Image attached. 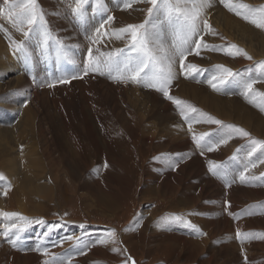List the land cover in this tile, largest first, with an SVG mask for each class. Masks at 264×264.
Returning a JSON list of instances; mask_svg holds the SVG:
<instances>
[{"label":"rangeland","instance_id":"obj_1","mask_svg":"<svg viewBox=\"0 0 264 264\" xmlns=\"http://www.w3.org/2000/svg\"><path fill=\"white\" fill-rule=\"evenodd\" d=\"M51 1L59 3L61 7L56 5L52 9L51 6L46 7V5L51 3ZM128 1L138 8L139 16L133 19L125 18V13L120 15L121 12L126 10L123 5L117 6L113 0H106L108 12L110 14L111 12L112 14L117 13V17L120 15L119 21H121L122 28L126 27L127 25L142 24L146 19L149 18L147 10L149 7H151V5L147 3L146 0ZM10 2L15 3L19 2V0H10ZM184 3H188V0L184 1L182 4ZM37 5L39 10H41L44 14L45 20L47 22L46 27L49 29L48 31L51 33V37L53 39L50 41L48 48L44 50L35 37H24L22 41L25 42V48L28 52V55L25 56L19 51L12 52L7 45L10 38L7 35L9 33L8 27L4 26V22L6 20L10 21L7 17V13L11 11V9L9 7V0H5V2L0 3V25L3 26V29L0 30V40L4 44L2 48L3 50L0 52V107L4 106V109H8L10 104L13 102H15L16 105L24 102L23 104L34 109V117L36 119L41 118L42 124L45 125L46 139H39L40 142H38V144H40L43 148H45L54 140L57 133L59 136H61L59 134L60 129L71 132L69 134L70 137L77 141V144L73 146V149L77 150V159L75 160H77L76 162L78 163L73 164L72 161L69 164L68 158L66 159V156L60 154L59 150L54 149L53 154H55V157L58 160L56 164H58V166L60 165V172L54 171L52 169L55 166L54 161L49 162L47 164V169L49 168L48 178L52 180L57 173L58 175L67 173L71 176L73 182L75 183H83L84 185H91L92 183L93 185L79 188L75 192L70 193L68 196H66L60 186H58V189L55 193H51L48 197L43 198L46 204V210L42 214H37L39 215L38 218L40 217V222L34 227H41L44 224L45 227L43 228V231L47 232L50 226L58 219L62 221H71L70 219H73L79 221L81 226L86 225L87 227H85L84 230L79 228L80 231L72 230L68 232V236L72 237L70 240L81 246V249L77 252L81 258L83 257L82 264H225L226 261H231V259L238 257V255L239 262L237 264H258L256 260L260 261V259H264V182L263 184L261 183L259 189H252V186H250L247 191L242 187V183L237 180V174L241 173L242 169L245 168H248L247 174L252 179V185L255 178L259 177V179L263 180L264 167L262 166V168H260L259 165L256 164V161L258 158L262 157L261 160L264 162V148H257V151L253 153L251 157H249L247 153L249 150H252V147L255 146L253 145V140L264 141V134L261 132H255L253 127L250 128L242 121L236 120V112L239 110V107H241L242 110L246 108L250 109L254 115L258 116L256 123L263 122L264 110H261V107H257L256 105L262 104V98L259 97L257 93H264V64H262V62H264V57H255V53L253 55L249 51L247 52L246 48V51H243L246 52L248 56L251 57V59L246 58L243 54H229V52L236 53L237 51V49L231 48V45H234L235 38L229 34L223 33L221 30L217 32L215 26L214 30L216 36L214 35L213 38L208 37L207 30L203 29V20L205 19L203 15L201 16L200 20L198 21L201 31L193 39L200 40L202 38L204 43L216 45L218 50H207L201 48L200 55L197 56L193 51L195 49V43H192L186 58H184V65L185 68H187L186 66L189 64L197 65L199 72L191 73L189 78L185 79L184 82L179 78H173L175 82L172 81V84H170V86L168 85L167 90L169 94L172 95L173 92L178 91L177 89L179 87L186 85V96L182 95L181 93L180 96L190 98L193 97V92L190 91V88L192 89L193 86H196L199 89L201 95L205 94L207 97H214L215 99L223 100L221 104L224 106L226 104L227 107L232 110V112H234L233 116L231 118L224 119L220 113H215L216 111L209 112L210 115L221 118L223 121L231 125L243 128L248 133H250V136L244 137L237 134L236 136L232 135V139H230L227 144H220L219 140L223 136V129L221 128V125L223 124H221L216 127V136L209 137V142L207 145H199L193 138H187V140L182 141L184 142V144L181 145L182 147H177L176 149L175 147H170L171 144L174 143L172 140L165 141V138L171 137L170 135L166 136V130L163 129L166 128L165 126L167 124H171L170 126L180 125L178 130H183L188 125V120L186 119L187 114L181 115V108L179 110L178 107H174L164 112L170 113L172 116L170 120L167 119L168 115L165 119H161L158 116L159 113H153V115L150 116V119L148 118V120H151L150 122L155 121L156 125L153 122L154 126H146L147 120L145 121L144 126H146V128L148 127L149 129L147 132L149 134H153L154 132L156 133H154L156 141L153 142L148 140L146 136L148 133L145 130H136L134 125L131 124V121H134L138 115L137 110L134 108L132 102L128 101L124 97V94L114 90V86L116 84L126 86L128 92L134 97L144 95V103L148 107L151 105L150 107L153 108L154 106L151 100L147 99V90L145 86L142 85V83H134V86H132L130 81L124 82L112 79L106 70L105 74L102 76L101 74H94L95 78H103V76H105L103 80L105 81V83L103 82V88L109 87L107 99L105 98L106 101H104V99L103 102L98 104L95 99L89 96V94L86 95L85 89H88V85L90 84H88L87 79L85 80L87 83L85 81L80 83L79 81H82V78L77 79V75L73 74L72 76H69L68 79L71 81V83H73V81L77 83L79 82L80 90L83 92L82 100L84 108L80 98L73 91L70 93L68 90H65V85H69V83L60 82L62 80L60 78L61 58L64 53L68 54L66 51V44H71L74 42H70L71 37L66 35L67 32L64 34L65 37L67 36L69 38L66 42L63 38H61L62 33L59 32L60 34H56L51 31L52 29L49 26L52 23L50 20L60 21L65 15V20L70 22L69 24H72V27L75 28L77 32L80 33L81 29L82 31L80 35H83L84 37L87 35V31L91 32L92 38L97 37V28H92L90 30L91 23L88 22L87 13L85 19L80 22H77L75 19L71 18L73 16L70 12V9L72 8V5H74V0H70L69 3L67 0H37ZM93 5L95 4H89L87 6L90 12L93 10ZM47 9L49 10L47 11ZM153 20L151 21L152 23L154 22ZM236 20L243 22L242 19L237 18ZM106 21L107 19H104L105 23ZM86 27H89L88 30H86ZM41 31H43V29H41ZM173 33L175 34L176 31L174 32V28L170 26H166V28L163 30L162 41H169L168 43H165V47L168 49H171L174 41L179 43V40L181 39L180 36L182 34H179L178 37H173ZM258 37L256 36V40L258 39V41H261L264 46V35H258ZM88 38L89 39H85L88 41L92 40L89 36ZM57 40L62 42L63 49L58 48V45L56 44ZM122 40L123 46L111 49V52L115 49H123L126 47L128 44L127 36H125V38ZM94 44L96 45V43ZM78 45L82 47L81 44ZM88 46L92 47V49L94 48L93 44ZM238 48L244 49L243 47L239 46ZM97 49H99V52H103L100 45L98 48H94L93 52H97ZM85 50L87 55L84 60L87 61L88 50L86 48ZM79 55L82 56V53H79ZM179 58V56H175L172 60V64L175 63L177 66H181V58ZM64 60H66V66H68V64L73 66V61L68 56H66ZM220 65L231 69L233 75L227 76V74L223 71V68L217 67ZM52 66H54L56 70L52 69ZM6 69L12 70V74H10V76L5 74ZM79 69L83 72L81 76L88 75L87 73L86 75L84 73V64L79 65ZM73 70L74 68L71 67V71ZM15 75H20L21 78L26 80V83L21 89L19 84L13 83L15 82L14 80H16V78H11L12 80H9L10 77ZM111 75L115 76L117 73L113 72ZM213 76L225 77L226 79L224 83H221L219 79L213 81ZM72 77L75 78L73 79ZM251 80H255L257 82L253 85L252 92L246 97L244 95L245 86ZM213 83L217 85L215 89L212 87ZM36 84L37 88H41L40 90L33 89V86H36ZM50 84H54L55 86L49 87ZM56 87H62V90H56ZM110 87L112 88L110 89ZM90 89L91 88H89V91ZM19 91H26L29 99L24 101L25 98H23V93ZM148 94H151L150 91ZM161 95L163 96V94ZM148 98L150 97L148 96ZM96 99L98 100L99 98L97 97ZM253 99L255 100V103L250 102V100ZM158 101L166 103L169 100L168 98H164V100H161L160 98ZM3 103L4 105H2ZM99 105L102 110L97 107ZM130 106H133V108L127 109ZM262 107H264V104H262ZM174 110L175 112H173ZM116 111H120L121 114L124 115L121 117ZM86 112L88 113L86 114ZM151 112L152 111L149 113ZM85 115L86 117L88 116L87 119L93 123H91L92 127H94L98 133H103L100 134L102 140L100 143H97L98 146L95 145L91 138L89 139V134L87 133L88 126L85 125L87 122ZM116 119L120 120V122L121 120L124 122L126 120V123H130L132 128L130 127L127 129L126 123H120L121 125L119 124L117 126L115 122ZM18 121V118L13 120L9 126L10 130H12V128L17 125ZM102 122H104V127ZM136 125L138 126L137 123ZM98 128H100V130H98ZM178 130L173 134L179 136L177 135L180 133ZM76 132H78L80 136H78ZM159 137L161 138V143L157 142ZM226 138L227 136L224 137V139ZM204 139L208 138L205 137ZM190 141L193 142L191 143ZM214 144L219 146L213 151H207V149L203 147H211ZM185 145L187 148H184ZM225 146L229 147V149H226ZM195 147L197 151L200 148L201 152H203L202 155H204L205 158L198 157V154H190L188 156L185 155V153H192L190 149ZM243 147H245V149ZM259 154L262 156L258 157ZM163 157L172 158H170L171 160L169 161L163 162ZM215 157H217V159H215ZM249 159L251 161H248ZM233 161H238V168L240 167L239 169L233 163ZM192 162L193 165L191 164ZM157 163L166 165L169 164L167 168L168 170L170 168V171H166L165 173L169 174L170 176L176 175L177 173L181 174V168H184L185 170H192L195 175L197 174L196 176H201L202 173H204V177L197 178L196 182L198 183L193 190L192 195L196 198L199 196L198 194L200 191L204 192L202 190L203 188H207L209 194L204 192L205 196L203 199L206 204L210 202H212V204L200 208L196 206L193 208H188L187 210L191 212V214L192 211L197 210L195 213H198L199 215L195 217H190V215L184 216L179 211L181 206L179 203V192L165 195L163 193V188L155 189L151 192H144L143 190L141 191L145 175L150 169L155 168ZM194 163L197 164L195 165ZM254 163L256 166L251 167V165ZM52 164H54V166H51ZM228 164L229 170L227 167ZM213 165L218 166L219 172H224V179L221 176L218 177V180L216 179V174H214V171L212 170ZM99 167H102V170H100ZM92 172L97 173L99 178L102 180L98 179L96 182L87 181L88 183L86 184L84 179ZM161 173H163V170ZM165 173L163 174L165 175ZM154 183H156L155 180L153 184ZM186 183L188 182L186 181ZM208 184H211L212 187H209ZM143 192L144 194H142ZM5 193V189L3 190V187L0 188V205L6 204L7 201H9L8 196ZM237 193L243 194L244 198L241 197L238 199L236 196ZM50 196H52V199H49ZM211 207L214 208L213 211L214 215L216 216L213 225H211L213 228H216L217 225L222 224L225 221V218H236V215L238 216L240 212L241 215L243 214L240 219L246 222L251 228L250 234H244L243 228L235 229L234 227L231 231H222L223 237L226 236L225 239L228 240L227 249L225 251L226 256L216 255L215 257L211 256V258L209 254L204 255V251H201L199 247L196 246H192L190 250V245L188 242H190L192 245L193 240L202 234L191 231H187L186 234H183L181 232L182 230L178 229V226L180 225L179 221L181 220H184V223L187 224V226L189 225L187 222H190L191 225L195 226V228L201 229L202 226H200L199 223H193L190 221V219H203L205 216H207L203 214V211ZM156 209H158L160 213L158 212V214L155 213V215H153L154 210ZM144 211L146 212L145 214ZM232 212H235V216L232 214ZM173 216H179L182 219L174 220L172 219ZM138 219L141 220L140 223H136L134 225ZM22 220L20 219V216L8 217L3 215L2 217L1 222L4 224V226L3 228H0V253H4L2 251L4 248H7L8 250L6 254L4 253V255H2L4 256V262L8 263L9 260H13V256L10 254V252L15 249L16 243L12 241L10 242V238L8 237H11L12 233L17 231L18 228L16 226H22ZM170 221L173 223H170L168 224L169 226H167L166 224ZM34 223L35 222L32 224ZM76 224L77 226L79 225L78 223ZM157 224H161V226L157 227ZM14 225L15 227H13ZM113 229L115 230V240L109 239V232ZM66 233L53 234L54 237H56L55 240L63 241L64 239H61V237ZM237 233H240L241 235L238 236ZM38 235H43V233L38 232ZM204 235H206V232ZM210 235L211 239L208 238V243H211L208 245L209 249L210 246H212L211 248L213 249V252H217L218 250L215 248L218 246L217 242H215L218 239L217 235H214L211 231L209 232V236ZM245 236H247V238H245ZM30 238L31 240L33 238H35V240L38 239L37 235H32ZM102 239L107 240V243H99V241ZM51 241L52 240H49L52 249L48 253L52 254L57 251L67 250V245H62L59 241L58 242L60 244L58 243V245L52 244ZM86 244H88V246ZM250 246L252 247V250H254L252 253L247 250ZM9 247L13 248L9 250ZM28 247L29 244L26 250H31L32 253L34 251L38 252L40 255L45 253L43 249L38 248L37 246L35 247V245H30L29 249ZM113 248H118L120 251H112ZM93 250L94 253L90 255V252ZM186 250L190 252H187ZM86 251H88V253ZM20 252L22 256L27 254L25 251Z\"/></svg>","mask_w":264,"mask_h":264},{"label":"bare ground","instance_id":"obj_2","mask_svg":"<svg viewBox=\"0 0 264 264\" xmlns=\"http://www.w3.org/2000/svg\"><path fill=\"white\" fill-rule=\"evenodd\" d=\"M67 1H68V3L70 2V0H67ZM184 1H186V0H181V3H183ZM113 2L117 6H119V5L124 6V3L120 2V0H113ZM125 2H130V1L125 0ZM235 2L252 6L253 11H256V12L260 11L261 9H264V0H235ZM51 3H53L54 5ZM51 3H48L46 5V7L51 6V9H52L55 5L60 6L59 3H55L53 1H51ZM92 4H95L92 7L93 10L91 12H90V10L87 11L88 22L91 23L90 24L91 25L90 30L92 28H100V25L104 24V27L101 29L102 31L100 33V36L99 37H93V38L99 40V43H96V45L94 43H92V40L91 41L87 40V39H89L88 36L92 38L91 32L87 31L86 32L87 35L85 37L83 35H80L82 30L80 29V33L77 32L75 30V28L72 27V24H69L70 22H67L65 20L66 19L65 15H64V18L60 21H51L50 20V22L52 24L49 26L52 29L51 31H53L54 33H56V34L62 33L61 38H63L66 42L69 39L67 36L71 37L70 42H74L71 44H66V51L68 54L64 53L62 58H61L60 78L69 83V85H65L66 86V87H64L65 90H68L70 93L73 91L80 98L82 105H83V100H82L83 92L80 90L79 82L82 83L87 79L88 84L89 83L90 84L88 85L89 86L88 89H85L86 95L89 94V96L92 97L93 99H95L98 104L103 102V100L105 98L107 99L108 91H109L108 90L109 87L103 88V84L105 83V81H103V80H104L105 76H103V78H101V77L98 78L97 76H96L97 78L94 77V74L100 75L99 72H93V71L90 72L89 71V73H87L88 75L85 74L86 76H81L83 74V72L79 69V65L84 64V66H85L87 64V61L84 60V58L87 55L85 48L88 50V48L90 47L88 45L93 44V47L96 49L100 45L102 51L104 53H107V52H111V49L119 48V46H123V40L122 39L118 40L115 38L114 35H112V33L115 30L122 28L121 21H119L120 15L122 13H125L124 17L129 18V19H133V18L139 16L138 15L139 14L138 8L135 5H132V3H131V7L126 8V10L121 12L118 17H117V13L112 14V12H111V14H110L108 12L106 0H102V4H103L102 10L97 9L96 0H90V5H92ZM211 4H212V6L210 8L205 9L202 15L204 16V19L207 20V22L210 24L212 29H214V26H215L217 32H219L221 30V31H223V33L229 34L232 37H234L235 38L234 45L236 44L239 47H243L244 49H242V50L246 51V49H247V52L249 51L253 55L255 53V57H264L263 43L261 41H258V39L256 40V36L258 37V35H261V36L264 35V28H258L254 24H252L251 22L244 20L241 16H237L234 12H230L226 7H224L223 4L219 3V0H211ZM72 7H74V5H72ZM48 10L49 9H47V11ZM108 16H112L113 20L105 23L104 19L106 20ZM236 17L238 19H242L243 22H239L238 20H236L237 19ZM71 18H73V17H71ZM162 18L163 17H161V19ZM71 20H73V19H71ZM153 21H154L153 23H159V20H157V19H154ZM4 26L8 27V31H9L8 34L6 33L10 38V40L8 41V44H7L8 47L10 48V50L12 52H14V51L18 52L16 49V44L24 39V35L21 32L17 31L16 27L13 26V23L11 21L6 20L4 22ZM88 28L89 27H86V30H88ZM165 28H166V26L164 27V29ZM24 29H25V31L27 30V25L24 26ZM47 30H49V29L47 28ZM65 32H67V34ZM174 32H175V30H174ZM105 33H107L108 35H104ZM176 33L175 34L173 33L174 34L173 37L179 36V34L177 35ZM2 34H4V33H2ZM64 34H66L67 36L65 37ZM207 36L211 37V38L214 37V35H212L210 33H208ZM180 37L182 38V35ZM85 38H87V39H85ZM234 38H233V40H234ZM168 42H169L168 40H166V41L161 40V43L164 46H165V43H168ZM78 44H81L82 47H80ZM3 46H4V44L0 40V52L3 50L2 49ZM79 53H82V56H80ZM3 55H5V54H3ZM93 55L98 56L99 53L93 52ZM66 56H68L70 59H72L73 66H70L69 64H68V66H66L67 65L66 60H64V58ZM71 67L74 68L73 71H71ZM177 67H178V69H177ZM180 67L181 66H177L175 63L172 64L173 77L179 78L180 80H182L184 82L185 79L189 78L190 71L187 68H184L181 70ZM52 69H55V67L52 66ZM5 74H8L10 76V74H12V70L6 69ZM73 74L77 75V79L82 78V81H79L78 83L73 81V83H71V81H69L68 77L72 76ZM11 78L12 79L16 78V80H14L15 82H13V83L19 84L20 89L26 83L25 82L26 80L24 78H21L20 75L12 76L9 78V80H12ZM4 81H5V79H4ZM172 81L175 82L174 79ZM55 84H57V83H55ZM91 84H92V87H91ZM130 84L132 86H134V82L130 81ZM139 84H141V83H139ZM171 84H172V82H171ZM142 85H143V83H142ZM0 86H1V84H0ZM4 87H6V86H4ZM89 88H91L90 91H89ZM111 88L112 87H110V89ZM114 88H115L114 90L124 94V97L128 101H131L134 108L137 110V114H138L137 118H135L134 121L133 120L131 121V124L134 125V128L136 130H145L147 132V130H149L148 129L149 126H154V124L156 125L155 121L150 122L151 120H148V118L150 116H152L153 113H155V112L159 113L158 116L161 119H165L168 115V118H167L168 120H170L172 116L170 115V113H164V112H166L167 110L172 109L174 107H178L179 110L181 108V111L184 114H187L186 119L188 120V125L185 128L182 127V128H184L183 130L182 129L178 130L180 125L179 126H174V125L170 126L171 124L170 125L165 124L166 128H164L163 130H166V134H167L166 136L170 135V137H171V138H169V137L165 138V141L172 140L174 142L170 146L172 148L175 147L177 149V147H182L181 145L184 144V142H182V141L187 140V138H189V139L193 138V135H196L197 137H199L201 134H208L207 136H205L208 139L201 140L199 145H202V144L207 145L209 142L208 141L209 137L210 136H213V137L216 136L215 130H216V127L219 126L217 124L207 122L208 116L214 117L215 119L222 122L223 125H221L222 126L221 128L223 129L222 130L223 136L221 137V139H224V137H226L228 132H229V128L227 126H229L231 124L223 121V119H221V118H217L214 115L213 116L210 115L209 112L216 111L215 113H220L224 117V119L225 118H231L233 116L234 112H232V110H230L225 103H224L225 106L223 104H221V102L223 100H218V99H215L214 97L213 98L207 97L205 94L201 95L199 89L196 86H193L192 89L190 88V91L193 92V97L189 96L190 98H186V97L180 96V93L182 95L186 96L185 91H187L186 85H182L181 87H179L177 89L178 91L172 93L171 96L173 97V99L172 100L168 99L169 101L166 103H162L161 101H158V100H160V98H161V100H164V98H167L162 91H159L156 88L145 87L147 90V93H146L147 99L151 100V102L155 108L154 107L151 108L150 107L151 105L149 106L150 107L149 108L144 103V101H143L144 95L134 97L132 94H130L128 92L126 86H121V85L116 84L114 86ZM33 89L34 90H37V89L40 90L41 88L40 87L37 88V84H36V86H33ZM56 90H62V87H56ZM149 91L151 93L150 95L148 94ZM13 92H15V91H13ZM19 92H22V91H19ZM22 93L24 96L23 98H25L24 101H27L29 99L28 94L26 93V91L22 92ZM22 93H20V94H22ZM77 93H79V94H77ZM161 94H163V96ZM148 96L150 98H148ZM160 96H162L164 98H162ZM97 97L99 98L98 100L96 99ZM15 99H16V97H15ZM106 99L104 101H106ZM175 100H180L183 103L178 106L174 102ZM23 103L16 105V103L13 102L10 104V107L8 109H4L3 108L4 106L0 107V176H2V179H0V188L3 187V190L5 189V192H6L5 194L8 196V199H9V201H7L6 204L0 205V228H3V226H4V224L1 222L4 213H18V214H20L19 216H20L21 220H22L21 217L26 218V219H23L21 221V222H23L22 226H19V225L16 226L18 228L17 231H15L13 233L11 232L12 233L11 237H8V238H10V240H9L10 242L12 241V242L16 243L15 249L10 252V254L13 256V258H12L13 260H9L8 263L4 262V258H3L4 256H2V255H4V253L6 254L8 251L7 248H4V250H2L4 253H0V264H60L61 260H63L65 262V264H82L83 263V261H82L83 257L81 258L77 252L78 250L81 249V246L79 244L75 243L74 241H71L70 239H68V237H69L68 232L72 231V230L80 231L79 228H82V230H84L85 227H87L86 225L81 226L79 221H76V220L69 218L71 221H62L60 219L56 220L52 225L50 224L51 226H50L49 230H47V232L43 231V228L45 227L44 224L41 227H34V226H36V224L40 222V219H39L40 217L38 218L39 215H37V214H42L46 210V204H45V201L43 198L48 197L51 193H55L58 189V186H60V188L63 190V192L66 194V196H68L70 193L75 192L79 188L88 187V186H91L93 184L91 183V185H84L83 183L82 184L77 183V182L75 183V182H73V179L71 178V176L67 173H65V174L63 173L61 175L60 174L58 175V173H57L52 180H50L48 178V173H49L48 169L49 168L47 169V164L49 162H52V161L55 162V166H54V164L51 165V166H54V168L51 167L54 171L58 172L60 169V167H59L60 165L58 166V164H56L58 162V160L55 157V154H53L54 149L59 150L60 154L65 155L66 159L68 158L69 164L72 161H73L72 162L73 164L78 163V162H76L77 160H75V159H77V157H76L77 150L73 149L74 148L73 146L77 144V141H75L74 138L70 137L69 134L71 132L60 129L59 134L61 136H59L57 133L54 140L45 147L46 149L43 148L40 144H38V142H40L39 139H46V133H45L46 130L44 127L45 125L42 124L41 118L36 119L34 117V115H33L34 109L26 106ZM2 105H4V103ZM133 106H130L127 109H131V108H133ZM97 107L100 110H102L100 105ZM83 108H84V105H83ZM192 108H195L198 111L193 112ZM150 111H152V112L149 113ZM93 112H94V110H93ZM173 112H175V110ZM87 113L88 112H86V114ZM117 113L121 117L124 115V114H121L120 111H118ZM89 114H90V112H89ZM205 114H207V115H205ZM95 116H96V114H95ZM87 117L85 115L86 119H87ZM16 118H18L19 121H18L17 125L15 127H13L12 130H10L9 126L11 125L13 120H15ZM93 118H94V116H93ZM257 119H258V116L254 115V113L248 108L242 110V108L239 107V110H237V112H236V120L237 121H242L244 124L248 125L250 128L253 127L254 128L253 130L255 132H261L262 134H264V118H263L262 123H256ZM145 121H146V126H148L147 128H146V126H144ZM197 121H199V122H197ZM115 122L118 126L120 123L125 124L127 121L125 120V122H124L123 120H121V122H120V120L116 119ZM153 122H154V124H153ZM166 122H168V121H166ZM91 123L92 122L87 119V122L85 124L88 126L87 133L89 134V139L91 138V140L95 143V145L98 146L97 143H100V141L102 140V137L100 136V134H103V133H98V131H96L95 128L92 127ZM102 123H103V127H104V122H102ZM136 123L138 124V126L136 125ZM180 124H182V123H180ZM190 124H191V131H189V125ZM202 125H205V126H202ZM122 126H124V125H122ZM130 127H131L130 123L129 124L126 123V128L128 129ZM100 128H98V130H100ZM177 130H178V132H180L179 134H177L179 136H176L175 134H173L174 132L176 133ZM99 132H101V131H99ZM76 133L78 134V136H80L78 132H76ZM154 133L153 134L152 133L146 134L148 140L153 141V142L156 141ZM162 135H163V133H162ZM232 135L236 136V134L234 132L232 133ZM157 142H159V143L162 142L160 137L157 140ZM203 147L206 148L208 151V147H206V146H203ZM184 148H187L186 145ZM243 148L245 149V147H243ZM226 149H229V147H226ZM240 149H241V147H240ZM178 150H179V148H178ZM190 151L192 153H185V155L188 156L190 154H193V155L198 154V157H200V158L204 157L205 158V156L202 155L203 152H201L200 148L198 151H197L196 147L191 148ZM246 151H247V149H246ZM249 151H248V153H249ZM260 154L258 155V157L262 156ZM170 158H172V157H168V158L163 157V162L171 160ZM58 159H59V157H58ZM215 159H217V157H215ZM261 159H262V157L258 158V160L256 161V164H258L260 168H262V166L264 167V162ZM192 160H194V159H192ZM79 161H81V160H79ZM82 161H83V159H82ZM248 161H251V160L249 159ZM233 163L238 168V161H233ZM191 164L193 165V162ZM168 165L169 164L166 165V164H158L157 163L155 168L150 169L144 177V181L142 183L143 185H142L141 191L143 190L144 192H147V191L151 192L152 190L163 188V190H164L163 193L165 195H169L170 193L179 192V194H180V202L179 203L181 205L180 210H179L180 213L183 214L184 216L190 215V217H195V216L199 215L198 213L197 214L195 213L197 210L192 211V214H191V212H189L187 209L193 208L195 206L200 208V207H204L206 205L212 204V202L206 204L204 202V199H203V197L205 196L204 192L209 194V191L207 190V188H203L202 190L204 192L200 191V193L198 194L199 196H197L196 198L192 195L193 190L195 189V187L197 186V183H198V182H196L197 178L198 177H204L205 176L204 173H202L201 176H196L197 174L195 175L192 170H189V169L185 170L184 168H181V170H182L181 174L177 173L176 175L170 176L169 174L165 173L166 171H168V172L170 171V168H169V170L167 168ZM35 167H36V170H35ZM227 167L229 170V164ZM99 168H100V170H102V167H99ZM74 169H75V167H74ZM162 170H163V173H165V175L163 173H161ZM243 171H244V169H242V172ZM100 173H102V172H100ZM223 173H224L223 171L222 172L221 171L220 172L219 171L214 172V174H216V179L218 180L219 176H221L224 179ZM240 174L241 173L237 174V177H238L237 180L242 183V187L244 188V190L248 191L250 186H252V189H259V186L261 185V183L263 184V182H264V178H263V180H261L258 177V178L254 179V183L252 185V179H251V177L248 176L247 173H245L246 180L244 182H242L240 180ZM81 175H82V173H81ZM51 176H53V175H51ZM55 178H58V179H55ZM98 179H101V178H99V175L95 172H92L89 175H87V177L84 179V182L87 184L88 182H96ZM154 180L156 181V183L153 184ZM186 181L188 183H186ZM220 181H223V180H220ZM208 186L212 187L211 184H208ZM84 191H86V190H84ZM84 191H83V193H84ZM144 192L142 194H144ZM210 193H214V192H210ZM236 196L238 199H240L241 197L244 198L243 194H241V193H237ZM49 199H52V196H50ZM93 207H94V205H93ZM257 207H259V206H257ZM184 209H186V210H184ZM181 210H183V211H181ZM213 210H214V208H212V207L204 210L203 214H205L207 216H205L203 219H199V220H196V219L191 220L190 219V221H192L193 223H199L200 226H202L201 229L195 228V226L194 227H190L189 225L187 226V224L184 223V220L179 221L180 225L178 226V229L182 230L181 232L183 234H186L187 231L196 232V229L199 230V233H203L198 238H195V240H193L194 244L192 243V245H191L190 242H188V244L190 245V247H189L190 250H191L192 246L193 247L196 246V247H199V249L201 251H204V255L209 254L210 257L211 256L215 257L216 255L226 256L225 251L227 249L228 240L225 239L226 236L223 237L222 231H225V230L231 231V230H233V227H234L235 229L236 228H238V229L243 228L244 234H250L251 228L246 222H244L240 219V217L243 215V214L242 215L240 214L241 212L239 213L238 216L236 215V218H234V219L225 218V221L222 224L217 225L216 228L215 227L213 228L211 225H213V222L216 219V216L214 215ZM158 212H159L158 209L154 210L153 215H155V213L158 214ZM254 212H255V210H254ZM145 213L146 212L144 211V214ZM172 213H176V212H172ZM22 214H23V216H22ZM232 214H234V216H235V212H232ZM8 217H13V216H8ZM41 219H43V218H41ZM140 221L141 220L138 219L134 223V225L136 223H140ZM33 222H35V223L32 224ZM76 223H78L79 225L77 226ZM170 223H173V222L170 221L169 223H167V224L165 223V224L167 226H169L168 224H170ZM159 226H161V224H157V227H159ZM23 228H24V230H23ZM188 229H190V230H188ZM210 231L214 235H217L218 239L215 241L218 244V246L216 245L217 247H215L216 250H218L217 252H213V249L211 248L212 246H210V249H209L208 245L211 244V243H208V238L211 239V235L209 236ZM38 232H42L43 235H38ZM205 232H206V235H204ZM53 233L54 234L55 233H57V234L66 233L64 236L61 237V239H64L63 241L58 240L59 242H61L62 245H65V246L67 245L66 251H57V252H54L52 254L48 253L52 249L51 244L49 243V240H52L51 241L52 244L58 245V243H59L57 240H55L56 237H54ZM32 235L33 236L37 235L38 239L35 240V238H33L31 240L30 237ZM51 235H52V237H51ZM215 242H214V244H215ZM28 244H29V247H30V245H35V247L37 246L38 248H41L44 251L47 250V254L44 253L43 255H40L38 252L34 251L32 253L31 250L30 251L26 250ZM86 245L88 246V244H86ZM29 247H28V249H29ZM49 247H51V248H49ZM12 248L13 247H9V250H11ZM94 250L90 252V255L94 253ZM247 250L250 251L251 253L254 252V250H252L251 246L248 247ZM20 251H25V252L28 251V252H27V254H25V255L23 254L24 256H22ZM186 251L190 252L188 250H186ZM29 252H31V253H29ZM86 252L88 253V251H86ZM253 258L256 259L255 257H253ZM256 261L258 264H264V259H260V261L259 260H256ZM238 262H239V255H238V257L231 259V261H226L225 264H237ZM248 264H252V263H248Z\"/></svg>","mask_w":264,"mask_h":264},{"label":"snow or ice","instance_id":"obj_3","mask_svg":"<svg viewBox=\"0 0 264 264\" xmlns=\"http://www.w3.org/2000/svg\"><path fill=\"white\" fill-rule=\"evenodd\" d=\"M5 2V0H0V3ZM124 3V7H131L130 2H125V0H120ZM147 3L151 5L148 8V19L144 23L138 25H127L124 28L115 30L112 35L116 39H124L125 36L128 38V44L123 49H115L112 52H99L98 56L93 55L92 47L88 48V60L87 64L84 66L85 74L89 71L99 72L101 75L105 74V70L110 75L112 79L124 82H134L143 83L145 87L156 88L162 91L164 95L172 100L173 97L168 93V85L171 84L173 77L172 73V60L175 56L181 58L180 64L181 68L184 69V58H186L191 44L195 43V49L193 50L197 56L200 55L201 48L207 50H218L216 45H209L204 43L202 38L200 40H194L193 38L197 36L200 31V20L205 9L212 6L211 0H188V3L182 4L181 0H146ZM219 3L223 4L230 12H234L237 16H241L244 20H247L254 24L258 28H264V9L256 12L253 11L252 6L245 5L242 3H236L235 0H219ZM90 4V0H74V7L70 9V12L77 22L83 21L85 19L86 13L88 11L87 6ZM9 7L11 11L7 13L8 19L16 27L17 31L22 32L25 38L35 37L42 49L46 50L49 46L50 41L53 39L51 33L47 30L46 20L44 14L39 10L37 5V0H19V2H10ZM97 9L102 10L103 4L102 0H96ZM161 17H163L161 19ZM153 19L159 20V23H152ZM113 20L112 16L107 17V22ZM27 25V31H25L24 26ZM165 26L173 27L177 34H182V38L179 43L173 42L171 49L166 48L161 40L163 38V30ZM104 24L100 25V28L96 29V36L99 37L101 29ZM203 28L212 35H216L215 30L208 24L207 20H203ZM3 26L0 25V30ZM43 29V31H41ZM104 35H108L105 33ZM92 39L93 43H99L98 39ZM56 44L59 49H63V44L61 41L57 40ZM231 48L237 49L236 53L229 54H243L246 58L251 59L250 56L242 49H239L237 45H231ZM17 51L23 53L25 56L28 55L27 49L25 48V42L20 41L16 44ZM264 64V62H262ZM190 70V73H198L199 69L197 65L189 64L186 66ZM218 68H223V71L227 76H232V70L225 68L223 65L217 66ZM116 72L117 75H111ZM73 79L75 77H72ZM219 79L221 83H224L225 77L213 76L212 80L215 81ZM61 83L67 82L64 80ZM257 81L251 80L245 86L244 95L247 97L249 93L253 90V85ZM54 86L50 84L49 87ZM215 89L217 85L212 84ZM259 97L262 98V104H264V93H257ZM178 106L183 102L180 100L174 101ZM250 102L255 103V100H250ZM262 104H257V107H261L264 110ZM193 112L198 110L192 108ZM181 115H184L181 112ZM207 115V114H205ZM199 122V121H197ZM207 122L221 125L222 122L215 119L214 117L208 116ZM229 132L226 139H221L220 144H226L228 140L232 139V133L237 135L249 137L248 133L243 128L235 125L227 126ZM189 131H191V124L189 125ZM208 134H201L199 137L193 135V139L199 144L201 140L205 138ZM252 150L248 153L249 157L257 151V148H264V141L253 140ZM219 145L214 144L208 147V151H213ZM252 164L251 167H255ZM214 172L218 171V166L213 165ZM248 172V168H245L240 174V180L244 182L246 180L245 173ZM2 179V176H0ZM6 216H19L18 213H4ZM22 219H26L21 217ZM174 220H181L179 216H173ZM190 227H194L190 222H187ZM15 227V225L13 226ZM198 234L199 230L196 229ZM240 236V233H237ZM247 238V236H245ZM72 239V237H68ZM109 239L115 240V230H110ZM99 243H107V240H100ZM112 251H120L118 248H113ZM47 254V250H45ZM60 264H65L63 260Z\"/></svg>","mask_w":264,"mask_h":264},{"label":"crops","instance_id":"obj_4","mask_svg":"<svg viewBox=\"0 0 264 264\" xmlns=\"http://www.w3.org/2000/svg\"><path fill=\"white\" fill-rule=\"evenodd\" d=\"M56 70V69H55ZM127 252V251H126ZM128 253V252H127Z\"/></svg>","mask_w":264,"mask_h":264}]
</instances>
